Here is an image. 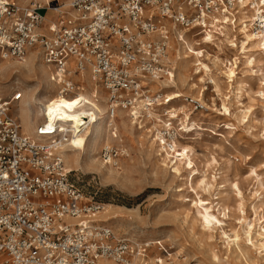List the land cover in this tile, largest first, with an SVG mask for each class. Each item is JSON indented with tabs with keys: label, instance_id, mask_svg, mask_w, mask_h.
Masks as SVG:
<instances>
[{
	"label": "built area",
	"instance_id": "obj_1",
	"mask_svg": "<svg viewBox=\"0 0 264 264\" xmlns=\"http://www.w3.org/2000/svg\"><path fill=\"white\" fill-rule=\"evenodd\" d=\"M237 10L238 0H0V65L39 50L65 95L79 90L72 71H86L113 120L118 109L136 112L149 90L144 80L170 75L164 20L206 33ZM22 95L0 97V264H134L132 241L97 219L103 204L67 170L61 122L39 123L33 137L22 131L11 114ZM113 152L103 150L106 162Z\"/></svg>",
	"mask_w": 264,
	"mask_h": 264
},
{
	"label": "rangeland",
	"instance_id": "obj_2",
	"mask_svg": "<svg viewBox=\"0 0 264 264\" xmlns=\"http://www.w3.org/2000/svg\"><path fill=\"white\" fill-rule=\"evenodd\" d=\"M44 13L42 10L41 14ZM239 17L238 8V13L226 27H229L231 36L241 40L243 35L237 32L240 29ZM256 22L250 27L251 32L260 31L261 25L259 21ZM164 23L171 34L169 39L177 37L171 23L165 20ZM205 34L200 29H190L181 42H185L184 39L188 42L192 38L201 39ZM215 34L221 37V32ZM215 42L217 44L202 43L197 47L205 46L212 59L217 56L225 65L236 60V74L232 81L221 72L225 70V65L216 66L208 60L206 63L212 68L209 75H190L189 83H196V88L181 85L161 92H181L183 97L172 106H183L197 122V128L190 132L182 130L181 121L177 120L170 121L175 125L172 130H167V126L161 127L167 150H170L174 139L193 146L194 161L190 165L181 166V172L177 173L169 159L166 162L160 159L159 154L165 155L166 152H156L149 140L153 139L150 135L156 133L152 129V122L156 118L144 119V116L149 117L148 111L142 110L140 122L147 126L145 130L152 129L147 132L148 139L141 136L139 122L135 124V136L130 133L121 136L115 121L117 134L114 136L116 130L110 127V135L115 140L119 135L123 140L121 143L101 142L97 157L106 165L116 168L114 178H104L101 173L87 168L71 172L73 180L88 198L103 205L111 204L116 222L109 227L118 238L132 241L135 251L141 250L142 263L153 258L154 264H264V52L260 53L253 47L249 54L253 55L255 63L250 65L236 48L218 41V38ZM27 58L26 62L29 58L37 64L42 62L40 54L36 52L30 53ZM8 62L13 63V60L4 64ZM4 64L0 67V97H10L18 89L9 88L16 80L24 81L26 85H37L40 95L47 92L53 94L59 88L58 85L50 89L45 86L39 67L37 73L30 72L35 81H26L22 74L27 67L15 63L3 68ZM28 67L33 66L28 63ZM13 68L20 71L13 73ZM171 73L174 74V71ZM92 84L94 88L90 91L100 98V104L105 105L102 102L105 97L102 88L98 87L95 95V85ZM148 97L152 99L155 94L147 92L143 98ZM19 101L14 102L11 108V114L18 120L16 107ZM150 111L168 119L163 116V107H152ZM105 114L108 116L107 112ZM156 144H160V141H156ZM106 146L114 150L109 162L103 156ZM123 147L129 156L122 155ZM191 171L193 173L188 178ZM192 177L195 189L191 187ZM203 178L214 184L209 191L200 186ZM199 198H207L211 202V213L221 220L220 223L213 220L218 230H209L203 225L192 202ZM235 235L239 237L238 244L231 242L229 245L228 240L234 239Z\"/></svg>",
	"mask_w": 264,
	"mask_h": 264
},
{
	"label": "bare ground",
	"instance_id": "obj_3",
	"mask_svg": "<svg viewBox=\"0 0 264 264\" xmlns=\"http://www.w3.org/2000/svg\"><path fill=\"white\" fill-rule=\"evenodd\" d=\"M238 8L240 11V17L238 21L240 29L237 30V32L243 35L241 40H239L237 36H231L229 27H226V25L223 27V29L221 28L220 31L217 30L216 27L214 29H211L210 31L206 30L205 36H202L201 39L192 38L191 42H188L186 39H184L185 42H181L183 41L185 34L189 30L180 28V26H178L177 24H171L177 37L169 39L168 55L170 52V56L166 55V57L164 58V62L168 63L171 66L174 74L171 73L170 77L166 76L167 78L144 80V83L149 85L148 92L154 93L155 97L152 99L150 97L139 99L137 108L140 109V111H136L134 114H132L130 111L118 109V111L116 112V116L118 114L119 118L115 119V116L113 120H110V118L105 114L107 110L106 94L102 100L105 105H102L99 103L100 98L95 97L92 94V91H90L93 87L92 82L95 85V95L96 91H98V87L100 86L91 79L88 72L84 71L81 75L74 74V72L72 71L73 80H78V84L76 85V87H74V89L79 90L75 91V95H71V93L65 95L59 92L60 85L52 80V71L51 69H49L50 67L43 62L42 58V62H40L39 64H37L35 60H32V58H29L30 62H26L28 59L27 57L30 53L36 52L40 54L39 50L30 51L25 60L22 62L13 60V63H2L0 67L4 64L3 68L11 66L15 63L20 64L21 66L24 65L25 68L27 67V69L23 70L22 74L27 78L26 81H35L32 80V77L34 76H32L30 72L34 71L35 73H37V67H39L42 70L43 75L41 76V79L43 83L46 84L45 86H47L48 89L56 85H58L59 87L53 94H48L47 92L40 95L37 89V85H26V83L21 80H16L14 84L9 86L11 90L14 88H18L23 92V97L16 107L18 108L17 116L21 123L22 131L28 136L33 137L35 136V129L39 123H46L49 121V124L53 125L55 121L59 120L61 122L60 125L69 133V141L64 145V150L66 151L64 154L67 170L70 172H77L81 171L84 168L92 169L95 172L101 173L104 178L111 179L110 177H113L116 168L114 169L112 166L106 165L105 162L100 161L97 157L101 142L105 140L104 142H107V144L110 141L121 143V141L123 140L121 136H126V133H130L135 136V124L139 122L141 136L146 139H148L147 132L155 129L156 133L154 135H150L153 137V139H149L151 144L154 146L156 152L160 153V151L162 150L165 151V155L163 153L159 154L161 156L160 159H162L163 162H166L167 159H169V161L173 163L174 171L180 173L181 166L185 167V165H190L191 162L194 161L192 158V152L194 151L193 146L182 144L180 141L174 139L173 144L170 145V150H167V148L165 147L166 140L163 137L161 127L167 126V130H172L175 128V125L174 122L170 121L177 120L181 121L180 125L182 126V130H184L185 132H190L197 128V122L193 120L194 118L192 119L191 113L185 110L183 106L179 108L172 106L175 101H179L183 97V94L181 92L171 91L167 94H162L161 92L165 89H170L181 85H189L190 88H196V83H189V81L191 80L190 75L192 73L194 74V76L200 74L209 75L212 71V68L208 63H206V61L208 60L212 61L216 66L220 64L225 65L224 61L217 56L212 59L209 52L204 49L205 46L197 47L202 43H204L205 45L211 44L212 42H214V44H217L215 42L216 38H218V41L226 42L233 48H236L240 52V54H243V56L246 58V61L250 65H253L255 63V59L254 57H252L253 55L249 53L251 52V49L253 47H256L257 51H260V53L264 52V0H238ZM49 21L50 19H47L46 23H48ZM256 21H259L261 25L260 31L251 32L250 27L253 26ZM165 22L167 23V20H165ZM220 32L221 37H216L217 34L215 33L219 34ZM28 63H31L33 67L29 68ZM235 64L236 60L234 63L230 62L229 65L226 64L225 70L221 71L230 79V81L234 79L236 74L234 67ZM12 70L13 73H17L20 71L18 70V68H13ZM200 78V80H202V77ZM85 79L88 80L86 81L89 83H87L88 86L84 82ZM0 93V95H2L1 91ZM152 107H163V116L168 117V119L165 120L159 115H154L150 111ZM224 109L227 111L226 107ZM142 110L148 111L149 117L146 118V116H144V119L149 120L152 119V117L156 118L154 122H152L153 125L152 129L150 130H145L144 128L147 126L142 125L143 122H140V117H143V112L141 113ZM110 121L114 123L116 134L117 127L115 126V121L120 128L121 136L118 137V135V139L116 140L113 139L110 135ZM158 140L160 141V144H158L159 146L156 144V141ZM122 155L129 156V152L124 149V147ZM192 173L193 171L189 172L187 177L190 178V175ZM192 181L193 177L191 178V187L195 189L193 187L194 182ZM200 186L203 190L207 189L209 191L213 188L214 184L211 183V181L203 178L200 181ZM192 202L193 206L196 208L197 214L201 217L203 225L205 227H208L209 230H218L219 227L213 224V220H216L219 223L221 222V220L218 218V216L211 213L212 206H210L211 202L209 201V199L199 198L198 200H192ZM202 209H204V211ZM115 218V213L113 212L111 204L103 205V210L97 214V219L105 225L108 224L107 226L116 222L114 221ZM224 235H226V232H224ZM238 238V235H235L234 239L231 238L232 240H228V244L230 245L231 242L238 244ZM141 258L142 257L140 250L135 254L133 263L154 264L153 258H150L149 261L151 262L148 261L145 263H142L143 260H141ZM135 261H137L138 263H135ZM99 264H112V261L101 260Z\"/></svg>",
	"mask_w": 264,
	"mask_h": 264
}]
</instances>
